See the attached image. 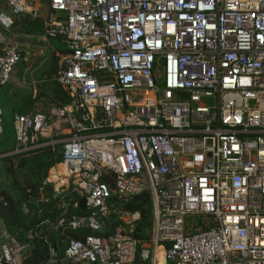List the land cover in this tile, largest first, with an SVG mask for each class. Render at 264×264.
<instances>
[{
  "label": "built area",
  "instance_id": "obj_1",
  "mask_svg": "<svg viewBox=\"0 0 264 264\" xmlns=\"http://www.w3.org/2000/svg\"><path fill=\"white\" fill-rule=\"evenodd\" d=\"M22 15L42 17L0 0V88L33 56L5 37ZM45 37L66 44L69 102L16 114L15 153L60 146L54 190L75 185L87 214L55 229L93 233L49 243L42 264H159L160 248L165 264H264V0H50ZM144 193L148 239L141 212H121ZM36 235L0 230V264H25Z\"/></svg>",
  "mask_w": 264,
  "mask_h": 264
},
{
  "label": "trees",
  "instance_id": "obj_2",
  "mask_svg": "<svg viewBox=\"0 0 264 264\" xmlns=\"http://www.w3.org/2000/svg\"><path fill=\"white\" fill-rule=\"evenodd\" d=\"M20 21H14L13 29L19 27V32L23 35L41 36L45 34V24L41 19H34L30 15L19 16ZM22 18V19H21ZM55 49L51 55V66L43 73L46 77L47 87L53 91L55 95V102H69V97L65 88L57 81L56 74L61 63V56L66 53V44L59 39H52ZM61 42V49H60ZM63 46V48H62ZM61 54V56H60ZM36 99L28 96L24 104L19 108V111L14 114H27L34 106ZM6 115L3 112V125ZM4 128V127H3ZM5 128L1 135L0 152H3V146L7 145L10 150H14L16 142L6 144L3 140ZM44 140V139H43ZM3 150V151H2ZM21 158L18 168L15 170L13 165L8 168L10 176H12L11 186L14 190L19 191L21 198L15 197L8 190H0V196H4L7 201V207L3 214L7 227L13 234L23 232L22 240L27 241V232L34 230L37 233L33 243L35 249L31 256L26 260L25 264H42L49 258V243L50 241H57V247L60 252L67 244L63 237L50 233V225L60 219V217L71 218L73 215H84L86 210L80 206L83 195L78 192L75 185H72L69 191L63 194L55 195L53 193V186L45 184L50 169L57 163L63 160L62 149L53 150L52 147H44L19 155ZM11 159V158H9ZM44 190L49 201L39 203L37 206L34 201L40 200L43 196ZM26 202L31 209H37L33 216H26L20 209V204ZM67 205V206H65ZM124 211H140L141 219L136 226L134 236L142 239H148L153 226V201L149 193L136 196L131 201L121 205V212ZM119 221L115 219L110 220V226L113 228ZM42 223V224H41ZM68 239H80L91 234L92 231L88 228L81 230H74L70 227L64 229ZM59 233V232H58ZM63 250V249H62ZM135 264H149L143 261L140 257L137 258Z\"/></svg>",
  "mask_w": 264,
  "mask_h": 264
},
{
  "label": "crops",
  "instance_id": "obj_3",
  "mask_svg": "<svg viewBox=\"0 0 264 264\" xmlns=\"http://www.w3.org/2000/svg\"><path fill=\"white\" fill-rule=\"evenodd\" d=\"M30 1L33 4H35L36 8H38L41 11L42 17L39 18V19H41L44 22V24H45V21H46V19L48 17V14L50 12V0H30ZM10 14H11V12H10ZM59 18H64L62 13H59ZM14 21L19 22L20 21V17L19 16H16V17L14 16ZM18 30H19V27H16V25H15L14 29L12 28L11 31L5 33V37H6V39H10L11 41L19 44V46L23 50L32 51L33 52V56L31 58V61L34 60L35 58H37V59L40 58L41 59V58L44 57V60L46 59V57L48 58L49 56L51 58V55L54 53V50L56 51L55 45H54L52 39H47L45 37V34H43L41 36L23 35ZM1 47H2V44L0 43V48ZM62 48H63V46H62ZM60 49H61V42H60ZM40 66H42V64H40ZM28 70L31 71L30 67L26 65L25 72H27ZM21 74H22V76H21ZM24 75L25 74H23L20 71V68H18V67L15 68V70H14V72L12 74V78L10 80V84L16 82L17 86L22 89L26 85V80L24 78ZM32 83L35 84V81L32 80ZM46 83H47V80L45 78V81L43 83V84H45V87H43V88H46V89H43L42 85L39 86V87H41L39 89L37 88L38 86L34 85V86H32V89H31L30 92L21 95V97H20L21 106L24 104V102L26 101L28 96H32L33 99H36L33 108L27 114L38 112V111H43V112L47 113V112H49L51 110V108L56 103H58V102L54 101L55 100V95L53 94V91L47 87ZM2 89H3V87H2ZM42 91L45 92V94H46L45 96H41L40 95L39 92H42ZM47 99H49V100H47ZM0 105L2 107L1 103H0ZM53 138L57 139V136L53 135ZM49 139H45V141H46L45 143H48V142L52 141V140H49ZM0 142H1V138H0ZM3 147L4 148H2V149L4 151L2 150L3 152H0V172L5 174L6 179H7L6 182L9 183L10 187L12 188V186H11V181H12L11 178H12V176H10L11 174H9L8 168L13 165V168L16 170L18 168L19 162H20L22 157L19 156L20 154L15 153L16 149L18 147L17 143H16V146H15L14 150H10V147H7V145H5ZM47 147H51V146H47ZM59 149H60V146L58 145L56 150H59ZM9 158H11V159H9ZM60 166H62V165H60V163H57L50 169L48 177H47V179L45 181V184H51L53 186L52 181L55 179V176L52 175V171H55L57 168H58V170H60ZM71 187L68 189V191L71 189ZM5 190H7L6 187H5ZM11 191H12V195H14L15 197L21 198V194L19 193V191L14 190V188H12ZM41 192H43V196L41 198L44 197L46 200H44L42 202H39V200L34 201V203L37 206H39L43 202L49 201V199H48V197H46L43 189L41 190ZM53 193H55V195H59L60 194V193H58V192H56L54 190V187H53ZM61 194H63V193H61ZM0 197L4 198V196H0ZM83 198H84V196H83ZM4 203H6V206L4 205ZM23 206L27 207V211L24 212ZM65 206H67V205H65ZM0 207L2 208V210L0 211V230L3 231L5 234L10 235V236H18L20 239H23L21 237L23 232L19 231L16 234H13L10 231V229L7 227V224H6L5 220H4L3 214L5 213V210H6V207H7V201L6 200H4V201L0 200ZM20 209L22 210V212L26 216H33L36 213V211H37V209L35 210V209L29 208V206H28V204L26 202H22L20 204ZM83 210H86V207ZM86 214H87V211H86ZM73 216H82V215H73ZM113 217H114V215H113ZM113 217H112V219H113ZM60 218H62V217H60ZM65 218H67V217H65ZM67 219H70V218H67ZM115 219L118 220L117 218H115ZM59 220L60 219H58L57 222L52 223L50 225V233H52V234H56L57 233L58 235H60L62 237H66V240H64V239L63 240L66 241V242H69L71 239H68V237L66 235V232L64 231V229L66 227H69V226H65L61 230H60V228L59 229H55V225L58 224ZM117 224H119V222L116 223L115 225H117ZM74 230H76V229H74ZM79 230H81V229H79ZM92 233H93V231H92ZM54 241H56V240H54ZM54 241L53 242L50 241L48 243H51L53 248L55 249ZM56 243H57V241H56ZM61 249H65V247L61 248ZM55 250H58V247ZM164 254L165 253H163V252L160 254L159 264H165L166 263V261L164 259V256H165Z\"/></svg>",
  "mask_w": 264,
  "mask_h": 264
},
{
  "label": "rangeland",
  "instance_id": "obj_4",
  "mask_svg": "<svg viewBox=\"0 0 264 264\" xmlns=\"http://www.w3.org/2000/svg\"><path fill=\"white\" fill-rule=\"evenodd\" d=\"M6 11L10 13V9L6 8ZM65 18V13H62ZM63 18V19H64ZM42 64V66H40ZM26 65L30 67V70L25 72ZM51 66V58L50 56L44 60L43 58H35L34 60H30L29 62L20 63L17 67L20 68V71L25 74L24 78L26 80V85L21 89L17 86V83L10 82L2 88H0V103L2 104L3 112L6 115V119L3 127L5 128V134L3 136V140L7 143L16 142V132L14 128V119L13 116L15 113L19 111L21 108L20 97L23 94H26L31 91L32 86L36 85L37 88H41L39 86L42 85V88L45 87L44 81L45 78L43 73L47 71V69ZM22 76V74H21ZM32 80L35 81V84L32 83ZM46 89V88H43ZM40 91V90H39ZM41 96H45V92H39ZM47 97V96H46ZM49 100V99H47ZM5 187L8 191L12 193V188L10 184L6 182ZM150 264V262H148Z\"/></svg>",
  "mask_w": 264,
  "mask_h": 264
},
{
  "label": "water",
  "instance_id": "obj_5",
  "mask_svg": "<svg viewBox=\"0 0 264 264\" xmlns=\"http://www.w3.org/2000/svg\"><path fill=\"white\" fill-rule=\"evenodd\" d=\"M7 179H6V176L4 173L0 172V190H5V183H6ZM80 206L82 209H84L86 207V199L83 198L81 203H80ZM64 240H66V237H63ZM54 247L55 249L57 248V243L56 241H54Z\"/></svg>",
  "mask_w": 264,
  "mask_h": 264
},
{
  "label": "bare ground",
  "instance_id": "obj_6",
  "mask_svg": "<svg viewBox=\"0 0 264 264\" xmlns=\"http://www.w3.org/2000/svg\"><path fill=\"white\" fill-rule=\"evenodd\" d=\"M62 167H63V166H62ZM162 252L164 253V250H163L162 248H160L159 251H158V255H157V258H158V259L160 258V254H161ZM164 255H165V254H164ZM164 259H165V256H164Z\"/></svg>",
  "mask_w": 264,
  "mask_h": 264
}]
</instances>
